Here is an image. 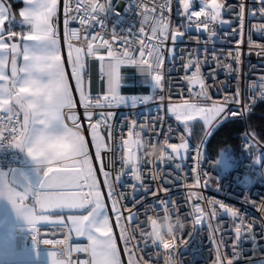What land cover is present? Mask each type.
<instances>
[{
    "label": "snow or ice",
    "instance_id": "1",
    "mask_svg": "<svg viewBox=\"0 0 264 264\" xmlns=\"http://www.w3.org/2000/svg\"><path fill=\"white\" fill-rule=\"evenodd\" d=\"M20 2L24 7L18 13L21 19L16 21L9 0H0V153H12L13 160L22 157L21 163L29 167L25 170L11 165L7 168L0 166V199L6 198L18 214H22L25 222L32 226V231L38 232L40 225H50L54 228L67 227L69 236L74 231L77 235L87 237L89 244L85 248L73 249L67 245L51 251V264H73V252L89 254V260L78 264H125L121 259L118 239L123 241L127 264H152L151 257L149 260H144L142 256L136 257L137 249L143 251V248H139L140 244L166 250L165 264H183L176 256L179 245H194L198 236L196 226L201 225L205 219H218L219 213L233 219L235 239L231 259L222 257L217 245L215 264H237L240 257L237 249L241 246L242 238L252 243L253 247L258 242L253 231L254 222L245 223L235 207L213 199L207 201L209 208L206 210L199 203L203 197L190 191L186 203L191 204L189 215L192 217V227L184 233L185 225L180 216L172 211L175 202L170 198L154 201L152 208L156 214L148 215L145 210V218L142 220L138 211L122 203L128 199V194L117 191V187L124 185L131 188L135 207L142 203L136 199L137 191L146 190L142 175L144 164L172 163V170L179 175L190 153H195L192 168L195 179L188 187L196 189L201 184L207 187L210 179L208 173L199 170L204 152L201 145L193 147L189 143L192 128L202 122L206 129L205 135L210 137L218 129L244 123L256 104L264 103V78L255 85L259 89L258 97L253 94L250 100L244 101L243 107L230 108L229 103L242 104L239 91L234 92L231 99L225 96L222 102L216 103L208 93L210 85L206 83L207 77L202 73L199 58H189L186 63H182L185 73L194 69L191 75L183 77L189 96L188 99L183 98L184 88L181 86V102L171 103L169 95L166 112L183 126L184 132L179 137V143H170L171 136H166L159 155L155 154L154 149L159 142V132L155 125L163 124L158 115L160 106L157 115L150 117L147 122L133 120L127 123L126 136L114 130L111 121L115 113L95 111L120 103H130L136 107L137 104H147L154 99L164 101L165 97L161 94L122 95V87L130 91L135 87L122 76V66H134L143 77L137 81V85H148L154 94L157 89L161 92L165 88L170 89L163 70L166 57L161 51L165 41L171 39L173 48L168 51L174 59L176 42L183 40L193 29L197 32L203 29L208 33V38L212 39L216 36L212 26L217 22L228 23L221 18L224 6L218 0H161L158 6L154 5L149 10L143 0H128L124 12L135 15L138 10H142L139 13L142 17L139 32L143 34L145 25H150L151 36L142 49L139 46L131 47L128 36L123 34L125 30L117 32L114 26L110 33L107 31L105 21L108 16L115 15L117 23L122 16L121 12L115 10L111 0H64V32L59 38L60 21L57 13L60 0ZM174 2L175 14L183 18L176 27L172 26L169 16L165 15V11L172 13ZM260 3L264 6V0H260ZM198 4L199 10H196ZM158 9L157 16L148 15L149 11L156 13ZM243 13L244 5L241 4V18ZM73 22H78L80 27H72ZM17 23L22 29L19 33L12 30V25ZM97 24L102 31H89ZM126 31L132 34L133 28ZM257 31L264 37V26ZM153 39L157 42L152 43ZM61 40L67 45L66 55ZM21 57L23 64L19 65ZM236 60L238 62V58ZM68 65L71 67L70 72L66 70ZM98 67L101 84H106V91L102 87V94L93 95V74ZM224 67L235 71L231 65L226 64ZM213 75L214 72L208 74ZM196 87L198 90L193 92ZM75 93L79 94V101L75 99ZM78 104L83 108L79 115ZM66 120H70L71 125ZM85 122L87 128L84 127ZM149 129L154 135H143ZM87 132L91 134L90 140ZM205 143L201 141V144ZM245 143L248 144L247 135ZM92 148L95 149L94 153ZM109 153L112 154L113 162L117 158L120 160L121 167L115 175L104 163V157ZM229 153L230 149H222L216 165L227 168ZM94 161L100 162L99 171L104 176L102 184L107 189L106 193L96 179ZM253 165H259L262 170L261 180L264 182V149H261ZM157 175V172H153V179ZM253 175L255 173L250 166L242 177H237V181L246 182ZM125 178L134 183L128 185ZM152 195L157 193L153 192ZM106 200L111 201V204L108 205ZM73 209L83 211L79 215H65V210L71 213ZM84 211L86 214H83ZM109 211L115 217L114 220ZM260 211L264 212V203ZM117 227L120 229L118 236L114 233ZM261 231L264 233V227ZM43 243L65 245L66 240L45 239ZM197 250L196 247L192 248V251Z\"/></svg>",
    "mask_w": 264,
    "mask_h": 264
},
{
    "label": "built area",
    "instance_id": "2",
    "mask_svg": "<svg viewBox=\"0 0 264 264\" xmlns=\"http://www.w3.org/2000/svg\"><path fill=\"white\" fill-rule=\"evenodd\" d=\"M105 2V0H100ZM115 10L121 12L119 23H117V17L115 15H109L105 24L107 31L110 33L115 26L117 32L125 30L124 35L128 36L131 41V47L145 48L149 42L148 37L151 36L150 25H145V32L141 34L139 32L141 15L138 10L137 14L131 12H124V9L128 6V0H111ZM161 0H143V3L150 10L154 5L158 6ZM224 7L221 12V18L227 20L228 23L220 24L217 22L214 27L216 36L212 39L208 38V33L203 31L197 32L193 29L189 32L183 40H179L175 45V58L172 59L169 56V49L173 48L171 39L165 41L161 51L166 57L163 70L166 73V79L170 84V89L165 88L163 92L157 89V93H153L151 87L146 84L137 85L136 68L132 71L133 78L125 80L128 84L134 85V90L130 91L128 88L122 87V94L124 95H157L161 94L165 97L164 101L154 99L147 104H137L136 107H132L131 104H114L111 108L95 109V111H111L115 113L111 123L116 133H123L126 136L127 128L126 124L135 120L137 122H147L150 117L157 115V108L159 107L158 115L162 118L163 124L157 123L155 129L159 132V142L157 143L154 152L159 155L160 147L166 136H171L170 143H179V137L183 134L184 129L182 125L174 119L171 114L166 112V108L169 105L168 96L171 95V103L181 102V86H183V98L188 99L189 93L187 92V84L183 81L185 75H191L189 72L185 73L182 68V63H186L189 58L195 60L199 58L201 64L202 73L207 77L206 83L210 85L208 93L212 97V101L220 103L224 100L225 96L231 99L234 92L239 91L241 93V105L228 104L230 108L243 107L245 100H250L252 95L259 96V89L255 88L261 78H264V37L258 34V29L264 26V12H262V4L260 0H218ZM63 4L57 13V18L60 21L59 37H62L63 28ZM244 5L243 17L239 16L240 5ZM172 13H167L173 27L179 26L183 18L175 14L176 4L172 5ZM196 10H199V4L196 6ZM159 9L156 13L149 11L148 15L157 16ZM195 19V18H193ZM72 27L79 28L78 22H73ZM133 28V33L129 34L126 30ZM183 30V29H182ZM89 31L96 32L102 31L99 24L95 25ZM249 37L251 44L249 43ZM105 38H110L106 36ZM63 46L65 43L61 40ZM75 42V41H74ZM155 39L152 43H156ZM103 52V49H101ZM231 53L232 55H229ZM238 58V62L236 60ZM206 60V62H205ZM231 65L235 71L227 70L224 65ZM214 72L215 75L208 76L209 73ZM101 73L99 67L93 74L92 92L95 94H102L103 90L106 91V84L102 86L100 80ZM74 83V82H73ZM198 87L193 89V92L197 91ZM75 99L79 101L78 93L74 94ZM258 104V103H257ZM256 104V105H257ZM78 115L83 112L82 106L79 104ZM22 120V116H21ZM244 128L235 136L239 143V155L237 156V165L228 173H224L220 168V165H216L218 160L215 155L208 148V142L211 137L219 130H216L210 137L205 135L206 129L202 126V132L198 139L194 138L193 134L189 137V143L193 147L201 145L204 152V156L200 162L199 170L201 172H207L209 176L208 186L203 184L199 188L190 189L188 185L194 183L195 173L192 171L194 167L195 153H190L184 161V170L179 175L172 170V163H156L144 164L142 166L143 184L145 191H137L136 199L142 201L141 204H136L133 207V199L131 195V188L119 185L117 191H124L128 194V199L122 201L133 211L140 213V218H145V210L148 215H155V209L152 208L154 201L157 199L170 198L175 202L172 211L176 212L180 216L181 222L184 223V233H187L192 227V217L189 215L191 204L186 203L188 193L195 191L199 193L203 200L199 203L208 210V200L222 201L229 206H233L238 209L245 221L254 222L253 231L256 235L257 244L253 247L252 243L245 242L242 238L241 246L237 249L240 251V257L237 264H261L264 261V233H262V227H264V212L260 211L261 204L264 203V182L261 180V169L259 165H253V161L260 156L261 149H264V144L250 131L248 126V118L242 123ZM169 126L172 128V132L169 133ZM84 127L87 128V122L84 123ZM87 138L90 140L89 132L86 133ZM145 136H153L154 133L151 129L143 133ZM245 135L248 136V144L245 143ZM201 141H206L205 144H201ZM251 146V147H250ZM91 147V146H90ZM170 151V150H169ZM94 153V148H92ZM119 155V154H117ZM21 159H12V153L5 152L0 153V166L7 168L8 165L12 167L23 168L24 164L21 163ZM104 163L109 170L115 175L121 167L120 160L117 158L113 162L112 154L109 153L104 157ZM95 168L98 173L101 188L104 193L107 189L104 188L102 182L104 180L103 173L99 171V161H94ZM251 166V171L255 175L251 176L246 182L241 180L237 181V177H242V174ZM153 172H157L158 175L153 179ZM126 183L131 185L134 181L127 178ZM215 181V182H213ZM222 185V187H221ZM164 189H168L167 192ZM156 192L157 195L153 196L152 193ZM106 199V196H105ZM110 205L111 201H107ZM127 214V213H125ZM109 215L114 220L115 217L109 211ZM219 218L216 220L205 219L201 225H197L198 236L196 243L185 247L179 245L176 256L183 261V264H215L217 257V245H219V251L222 257L231 259L233 254V242L235 239L234 222L231 217L219 213ZM175 218V217H174ZM239 222L238 220L236 221ZM115 233L118 236L120 229L114 228ZM179 234V233H178ZM48 240L64 241L65 245H40L38 247L43 249L58 250L67 245H71L73 249L85 248L88 243L84 240H70L67 227L54 228L53 226L40 227L37 232V239L41 237ZM215 241V243L213 242ZM119 246L123 261L127 264L128 257L124 253L123 241L118 239ZM179 244V241H178ZM196 247L197 251H192V248ZM139 248H143V251L136 250V257H143L144 260H149L151 257L152 264H165L166 250L162 247L157 249L155 247H144L143 244L139 245ZM242 248V251H241ZM158 254V255H157ZM89 254L87 252H73L72 260L73 264L78 262H84L89 260Z\"/></svg>",
    "mask_w": 264,
    "mask_h": 264
},
{
    "label": "crops",
    "instance_id": "3",
    "mask_svg": "<svg viewBox=\"0 0 264 264\" xmlns=\"http://www.w3.org/2000/svg\"><path fill=\"white\" fill-rule=\"evenodd\" d=\"M61 2L62 0H60V7ZM23 7L24 5L22 4L21 8L15 14L16 21L21 19L18 13ZM12 30L17 33L22 31L18 23L12 25ZM61 47L63 49L62 42ZM18 64H23L22 57L19 59ZM65 111L67 112V110ZM66 122L71 125L70 120H66ZM28 167L29 166L25 164L23 169L27 170ZM31 227L32 226L26 223L22 218V214H18L6 198L0 199V264H51L50 252L53 250L43 249L37 245H46L43 241L47 238L42 236L37 239V231H32ZM40 227H44V225L38 226V229ZM33 236H36V239H33Z\"/></svg>",
    "mask_w": 264,
    "mask_h": 264
},
{
    "label": "trees",
    "instance_id": "4",
    "mask_svg": "<svg viewBox=\"0 0 264 264\" xmlns=\"http://www.w3.org/2000/svg\"><path fill=\"white\" fill-rule=\"evenodd\" d=\"M12 5V12L17 13L21 8L22 3L20 1L9 0ZM248 126L250 131L264 144V103H258L251 116L248 118ZM243 124L228 125L219 129L209 140L208 148L210 151L218 157L222 149H230V154L239 155V143L236 138V134L242 131ZM194 138L198 139L202 132L201 123L196 124L192 128Z\"/></svg>",
    "mask_w": 264,
    "mask_h": 264
},
{
    "label": "rangeland",
    "instance_id": "5",
    "mask_svg": "<svg viewBox=\"0 0 264 264\" xmlns=\"http://www.w3.org/2000/svg\"><path fill=\"white\" fill-rule=\"evenodd\" d=\"M63 52H64V54L66 55V53H67V45H66V43H65V45L63 46ZM66 68H67V70H68V72H70L71 71V67H70V65H68V66H66ZM135 69V67L134 66H131V65H124V66H122V68H121V73H122V76L124 77L125 76V78L127 79V80H130V79H132L133 77V74H130V73H133L132 71ZM136 77H137V79L138 80H142L143 79V77L142 76H140V74H139V72L137 71V69H136ZM74 82V81H73ZM121 94H122V90H121ZM79 95V94H78ZM122 95H124V94H122ZM75 97V96H74ZM120 104H123V103H120ZM193 130V129H192ZM193 132V131H192ZM89 137H90V139H91V134H90V132H89ZM94 151H95V149H94ZM220 157H219V155H218V157H217V159H219ZM237 156L235 155V154H230L229 153V155H228V167L227 168H225L223 165H220V168L222 169V171L224 172V173H228L230 170H232L236 165H237ZM100 163V162H99ZM95 165V164H94ZM95 170H96V168H95ZM96 179H97V181H98V183H100V180H99V177H98V173H97V170H96ZM101 185V184H100ZM102 189V188H101ZM86 214V213H85ZM114 233H115V229H114ZM116 234V233H115ZM69 239L70 240H85V241H87L88 243H89V241H88V239H87V237L86 236H80V235H77L74 231L71 233V235L69 236ZM117 243H118V246H119V242L117 241ZM119 248H120V246H119ZM121 259L123 260V258H122V254H121Z\"/></svg>",
    "mask_w": 264,
    "mask_h": 264
},
{
    "label": "water",
    "instance_id": "6",
    "mask_svg": "<svg viewBox=\"0 0 264 264\" xmlns=\"http://www.w3.org/2000/svg\"><path fill=\"white\" fill-rule=\"evenodd\" d=\"M21 116H22V114H21ZM22 119H23V116H22ZM22 158V157H21ZM25 165V164H24ZM83 210H76V209H73V210H71V213H69L68 212V210H65V214H81V212H82ZM86 213V211H84V213L83 214H85Z\"/></svg>",
    "mask_w": 264,
    "mask_h": 264
}]
</instances>
